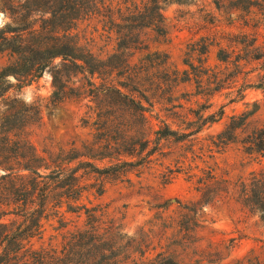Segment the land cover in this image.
Returning a JSON list of instances; mask_svg holds the SVG:
<instances>
[{
    "label": "rangeland",
    "instance_id": "374dc122",
    "mask_svg": "<svg viewBox=\"0 0 264 264\" xmlns=\"http://www.w3.org/2000/svg\"><path fill=\"white\" fill-rule=\"evenodd\" d=\"M97 1L100 10L80 20L74 33L96 56L120 68L94 77L65 75L67 94L57 102L51 69L19 90L16 78L9 77L8 96L20 99L13 112L40 110L27 121L16 118L13 140L23 143L26 155L45 158L43 173L79 166L86 189L78 201L60 197L59 190L51 193L43 233L30 244L61 250L73 232L95 225L114 247L105 252L110 257L99 259L104 263L264 264V221L232 193L234 182L264 171V158L246 155L236 141L220 147L218 139L234 118L243 123L236 131L239 138L264 123V15L255 9L247 27L236 14L217 10L214 0L161 1L167 32L159 33L134 22L148 13L151 0ZM0 14L1 28L11 18ZM231 19L236 26L229 25ZM232 33L255 36L261 58L237 62L233 53L228 61L219 60L220 48L231 52L236 46L238 53L244 47L230 41ZM123 34L128 48L121 47ZM204 44L207 54L200 53ZM8 61L0 55V67ZM110 85L142 102L145 117L134 104L105 93ZM220 109L221 117L205 123ZM165 126L191 135L181 141L160 139L158 131ZM123 139L137 149L145 143V149L122 153L117 160ZM101 152L113 158L84 155L69 161L80 153ZM88 161L96 168L81 164ZM10 165L22 167L16 160ZM110 166L117 174L98 171ZM69 204L81 209L69 210Z\"/></svg>",
    "mask_w": 264,
    "mask_h": 264
},
{
    "label": "trees",
    "instance_id": "16d2710c",
    "mask_svg": "<svg viewBox=\"0 0 264 264\" xmlns=\"http://www.w3.org/2000/svg\"><path fill=\"white\" fill-rule=\"evenodd\" d=\"M161 1L169 0H151L152 5L146 7L148 13L134 20L137 27L152 26L159 33L167 32L164 18L160 13ZM100 2L104 4L103 1ZM214 2L217 10H223L231 16L236 14L247 27L252 26L251 19H253L247 16H251L255 9L264 15V0H214ZM0 10L9 14L11 18L9 23L0 28V55H7L9 59L0 67V168L4 170V174L0 176V264H109L99 259L105 258L107 256L105 252H112L114 247L99 234V228L95 225L88 230L79 229L73 232L61 250L54 247L37 249L30 244L32 238L41 236L43 233L41 221L45 216L51 193L59 190L60 197L78 201L86 189L81 185L79 166L70 169L60 167L48 174L43 173L42 168H48L44 163L45 158L35 154L26 155L23 151V143L13 140L11 133L19 129L16 118L21 116L20 118L27 121L30 117L33 118L32 115L39 114L40 110L34 106L26 115H19L20 111L13 112L19 103V97L8 96L13 87L9 79L11 76L19 82L16 86L19 90L34 79L42 77L47 69H51L53 86L56 88L52 100L57 102L65 98L67 94L66 85L63 83L65 75L69 74L70 78L71 74L81 73L86 77H94L96 74L100 76L120 68L107 64L96 56L86 44L81 43L78 34L74 33L80 20L100 10L99 2L97 0H0ZM229 25L236 26V22L231 19ZM254 35L258 36V32L255 31ZM250 36L248 33L230 34L232 43L242 44L244 47L238 53H236L238 51L235 49L236 46L231 52L220 48L218 59L226 62L233 53L236 54L237 62L246 57L260 59L263 51L255 45L257 38ZM126 37H128L126 34L121 36L123 48H128ZM207 52V45H202L200 53L207 54ZM116 56L118 55L113 54L111 57ZM165 56L168 58L167 54ZM57 60L59 61L54 64ZM129 67V63L126 62L124 69L128 70ZM89 82L96 86L92 81ZM103 91L107 94L110 92L119 98L118 102L121 104L125 105L129 102L134 104L144 116L146 109L142 102H136L120 87L110 85ZM222 115L223 110L220 109L218 117L217 114H212L205 123L214 122ZM236 120L232 119L226 129L219 134V146L224 147L236 141L240 143L246 155L264 158V123L239 138L236 131L243 123L238 124ZM158 134L160 139L174 137L178 141L191 135V133L178 135L168 126L158 131ZM125 142L123 139L118 143L117 160H120L118 158L122 153L133 155L142 148L145 149V143L137 149L133 143L126 145ZM106 150H110L109 147H106ZM109 154L80 153L70 157L69 161L84 155L90 159L113 158ZM13 160L22 163V167L19 169L12 167L10 164ZM121 162L129 164L126 161ZM81 164L96 168L89 161ZM115 168L116 166H110L98 171L104 174H110V172L117 174ZM210 177L213 178V175L210 174ZM232 193L243 208L259 213L264 221V171L252 172L249 181L240 179L234 182ZM68 208L72 211L81 209L79 206L73 207L70 204Z\"/></svg>",
    "mask_w": 264,
    "mask_h": 264
},
{
    "label": "clouds",
    "instance_id": "9594fccd",
    "mask_svg": "<svg viewBox=\"0 0 264 264\" xmlns=\"http://www.w3.org/2000/svg\"><path fill=\"white\" fill-rule=\"evenodd\" d=\"M0 16H2V14H0Z\"/></svg>",
    "mask_w": 264,
    "mask_h": 264
}]
</instances>
